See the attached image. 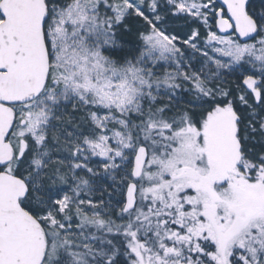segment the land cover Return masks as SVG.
<instances>
[{"label": "snow or ice", "instance_id": "obj_1", "mask_svg": "<svg viewBox=\"0 0 264 264\" xmlns=\"http://www.w3.org/2000/svg\"><path fill=\"white\" fill-rule=\"evenodd\" d=\"M0 264H264V0H0Z\"/></svg>", "mask_w": 264, "mask_h": 264}]
</instances>
